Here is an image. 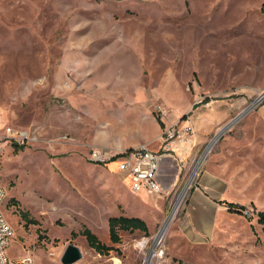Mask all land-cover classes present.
Returning <instances> with one entry per match:
<instances>
[{"label":"rangeland","instance_id":"rangeland-1","mask_svg":"<svg viewBox=\"0 0 264 264\" xmlns=\"http://www.w3.org/2000/svg\"><path fill=\"white\" fill-rule=\"evenodd\" d=\"M263 95L264 0H0L8 259L62 264L74 245L73 264H264ZM185 122L193 143L162 158L158 196L131 194L114 164L92 161L140 145L163 155L165 131ZM120 216L149 235L112 245ZM84 229L113 250L90 249Z\"/></svg>","mask_w":264,"mask_h":264},{"label":"built area","instance_id":"built-area-1","mask_svg":"<svg viewBox=\"0 0 264 264\" xmlns=\"http://www.w3.org/2000/svg\"><path fill=\"white\" fill-rule=\"evenodd\" d=\"M161 118L166 117L167 113L159 109ZM10 141L18 144L29 139L28 133L7 128L5 136ZM194 140V131L187 122L182 127L178 123L167 129L163 136L162 148L163 155H159L148 148L146 145L120 152L114 157L107 159L102 158L99 154H92V161L96 164L111 163L115 165L116 173L119 175L129 192L133 195H139L141 192L145 195L158 196L163 192L160 181L161 160L165 154L173 150L175 143L184 146L190 145ZM1 156V148H0ZM5 199V191L0 187V264H33L30 254H25L23 258L10 261L7 257L6 250L9 246L12 236V230L1 212V205Z\"/></svg>","mask_w":264,"mask_h":264},{"label":"trees","instance_id":"trees-1","mask_svg":"<svg viewBox=\"0 0 264 264\" xmlns=\"http://www.w3.org/2000/svg\"><path fill=\"white\" fill-rule=\"evenodd\" d=\"M207 103V101H205ZM163 126L161 125V128ZM15 151H19L20 148L15 145ZM220 204L226 208L228 213L232 214H242L244 211V207L239 206L234 203L228 202H220ZM20 217L25 222H30L31 224H37L36 221H30L29 215L25 211H20ZM257 216V223L260 225H264V213L258 212ZM119 232H126V233H133V232H140L143 233L145 237L149 235L147 224L140 218L135 217H114L108 220V236L109 241L112 245L120 244V236ZM74 235V234H72ZM81 235L85 238V241L90 249L95 251L97 254L104 256L108 255L110 251L113 250V247L107 246L103 244L90 230L84 229Z\"/></svg>","mask_w":264,"mask_h":264},{"label":"water","instance_id":"water-1","mask_svg":"<svg viewBox=\"0 0 264 264\" xmlns=\"http://www.w3.org/2000/svg\"><path fill=\"white\" fill-rule=\"evenodd\" d=\"M80 259H81V253L79 249L74 245H68L61 258V263L62 264H73Z\"/></svg>","mask_w":264,"mask_h":264},{"label":"bare ground","instance_id":"bare-ground-1","mask_svg":"<svg viewBox=\"0 0 264 264\" xmlns=\"http://www.w3.org/2000/svg\"><path fill=\"white\" fill-rule=\"evenodd\" d=\"M165 228H166V227L163 228V230L161 231L160 236L155 240L154 245H153V248L156 247V246L159 244L160 239L162 238V236H163V234H164V232H165V230H166ZM117 263H118V261H117Z\"/></svg>","mask_w":264,"mask_h":264},{"label":"crops","instance_id":"crops-1","mask_svg":"<svg viewBox=\"0 0 264 264\" xmlns=\"http://www.w3.org/2000/svg\"><path fill=\"white\" fill-rule=\"evenodd\" d=\"M151 150V149H150Z\"/></svg>","mask_w":264,"mask_h":264}]
</instances>
